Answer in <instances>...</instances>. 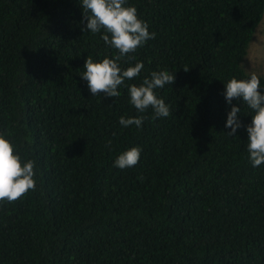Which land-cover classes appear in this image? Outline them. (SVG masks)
<instances>
[{"label": "trees", "instance_id": "1", "mask_svg": "<svg viewBox=\"0 0 264 264\" xmlns=\"http://www.w3.org/2000/svg\"><path fill=\"white\" fill-rule=\"evenodd\" d=\"M128 2L155 33L121 58L144 63L128 83L174 73L156 89L169 115L148 108L139 129L118 123L138 114L126 87L91 96L78 75L86 56L117 54L81 32L78 0H0V132L35 173L0 201V264H264V163H249L243 127L225 134L222 96L247 73L264 0ZM131 146L137 164L115 167Z\"/></svg>", "mask_w": 264, "mask_h": 264}, {"label": "clouds", "instance_id": "2", "mask_svg": "<svg viewBox=\"0 0 264 264\" xmlns=\"http://www.w3.org/2000/svg\"><path fill=\"white\" fill-rule=\"evenodd\" d=\"M78 3L83 22L81 32L99 33L104 44L117 52L111 58L86 56L83 71L78 75L85 82L87 92L91 96L102 94L114 98L121 95L119 87H126L128 103L138 114L121 115L118 123L122 127L141 128L144 117L140 114L148 108H151L153 118L167 117L169 105L157 95L156 89L171 85L174 73L165 69L153 70L139 83H128L140 75L144 63L135 60L126 67L120 64L121 58L127 60L126 54L135 52L155 36L148 30L147 22L138 17L136 7L128 0H78ZM248 53L264 64V28L255 33L252 47L245 56ZM222 96L227 106L224 128L228 131L225 134L234 136L243 127L247 159L251 166H260L264 163V85L260 83V76L256 71H250L242 78L227 79L223 82ZM234 100L238 103H233ZM242 105L246 106L250 117L243 124L240 119ZM140 152L139 146L127 147L116 155L113 165L121 169L132 167L137 164ZM34 177V161L22 159L8 135L0 132V201L12 202L34 189Z\"/></svg>", "mask_w": 264, "mask_h": 264}, {"label": "rangeland", "instance_id": "3", "mask_svg": "<svg viewBox=\"0 0 264 264\" xmlns=\"http://www.w3.org/2000/svg\"><path fill=\"white\" fill-rule=\"evenodd\" d=\"M261 28H264V16L252 34V37L248 44L247 52L252 47V40L254 38L255 33ZM241 66L245 69L246 72L256 71L259 75L264 76V64H261L258 61V58L251 53H248L247 56L243 57L241 61Z\"/></svg>", "mask_w": 264, "mask_h": 264}]
</instances>
